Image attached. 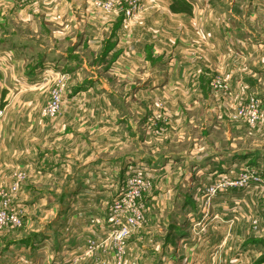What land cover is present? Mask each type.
<instances>
[{
  "label": "crops",
  "instance_id": "1",
  "mask_svg": "<svg viewBox=\"0 0 264 264\" xmlns=\"http://www.w3.org/2000/svg\"><path fill=\"white\" fill-rule=\"evenodd\" d=\"M91 1L0 0V184L11 182L16 170L24 172L16 206L24 213L21 230L30 235L23 243L15 237L20 236L16 231L2 232L0 264H114L110 250L82 253L88 238L108 228L101 224L104 216L96 217L101 226L90 223L101 211L92 198L108 196L122 165L137 163L158 167L153 172L157 175L155 188L145 196L146 203L158 214L172 213L174 217L156 221L155 226L146 222L135 230L126 242L122 264H131L137 245L138 255L133 256L139 263L174 264V257H165L184 230L178 214L189 209L185 199H191L194 176L212 171L208 155L196 152L201 140L208 145L211 110L196 123L190 109L199 100L217 103L209 93L193 90L180 95V85L202 84L204 72L200 70L197 81L179 78V49H185L183 53L199 50L201 42L205 54L214 48L224 55L218 62L231 75L232 85L245 86L252 77L264 82V0H220L226 10L238 6V13H213L210 0H139L138 23L122 14L105 16L93 9ZM149 7L156 8V13L142 15L141 9L147 13ZM161 11H165L163 17ZM227 16L238 21V29L219 28L215 23ZM154 17L158 18L156 26L145 28L143 22L147 26ZM182 17L188 20L186 30L179 27ZM132 23L141 25L139 33L132 31ZM230 48L235 55L225 56ZM132 53L144 63L132 64ZM205 59L209 61L205 67L216 65ZM147 63H153L160 76L140 77L144 89L117 94L115 85L124 81V89L130 86V70ZM57 78L65 80L68 103L55 120L46 122L40 117L35 93L42 82ZM149 86L155 89L149 90ZM253 93L257 91L246 97L258 99ZM136 99L138 106H133ZM117 100L126 104L124 111ZM153 101L158 106L151 107ZM184 101L193 108L184 106ZM260 102L263 117L253 130L257 136L264 133V99ZM243 136L232 139L241 142ZM148 149L151 154L147 156ZM218 153L217 165L225 164L226 156ZM238 153L240 161L254 162L258 157L243 149ZM180 163L186 164V171L176 168ZM68 194L91 198L90 203L77 201L73 207L51 200L63 201ZM63 234L69 236L64 242ZM152 237L154 241L142 242ZM217 245L220 253V242Z\"/></svg>",
  "mask_w": 264,
  "mask_h": 264
},
{
  "label": "rangeland",
  "instance_id": "2",
  "mask_svg": "<svg viewBox=\"0 0 264 264\" xmlns=\"http://www.w3.org/2000/svg\"><path fill=\"white\" fill-rule=\"evenodd\" d=\"M97 1L101 3L110 2L111 10H104L103 7L96 4ZM91 2V6L93 7V9L103 13L105 16L122 14L125 19L131 20L133 22L137 21L136 19L138 18V14L140 11L139 0H92ZM210 4V11L213 13H220L225 11L227 13H238V6H228L226 10V6L223 4V1L220 0H210ZM160 6L161 5H159V7ZM130 7L135 8L134 10L136 11L133 14L134 16L128 17L125 11ZM141 10L142 15H153L156 13H154L156 8L149 7L147 9V13H145L144 8H142ZM164 12H160V14H162V17L164 16ZM149 17L150 16L145 17V19ZM157 19V17L152 18V21H148L147 26L146 23L143 22L144 27H149L150 30H152V28H154L157 24ZM178 22L180 24V30H186L185 28L188 20L182 17ZM136 23H138V21ZM136 23H134L135 25L132 23L135 27L134 29H132V31H136V33H139L138 28H141V25L138 26V24ZM212 23L213 22H211V24ZM215 23L219 24V28L230 27L233 29H238V21H231L229 20L228 16L225 21H215ZM199 25V22H197L196 29L199 27ZM213 26H215L214 23ZM144 30H146V32H150V30ZM262 35H264V33H262ZM198 45L199 50L194 49L193 51H191V49H187L191 46H184V48L187 49V53H183L185 49H179L178 75L179 78H182L183 76L188 78L189 80L197 81L196 76H198V74H201L200 70H202L204 72L202 75L204 80L202 84L198 85H180L178 90L180 95H185L188 92H192L194 90L193 92L201 93L203 95H207V93H209L211 96L213 95L217 98V103L212 101L210 105L206 104L205 101L199 100L194 104V108L188 101H184L182 103L184 106L193 108L190 110L194 112L193 114L195 116L196 123L202 122L203 114H206L207 110H211V116L209 117L210 119L207 118L211 123V134L209 138H207V136L205 135V138L208 139V142H205V144L208 145H204L201 140L199 144L202 148H196V150H198L196 152L201 153V155L204 152L208 155L206 159L211 162L209 170L212 171L207 173H200L201 175L199 177L197 175L194 176L195 179L194 181H192V195H190L191 199L188 200L187 197L185 199L186 205L189 204V209L178 214V217L182 223L181 225L184 228L183 233L178 238L177 236L175 237V240H178V243L172 245L170 249H167V256L165 258H169L168 256L174 257V264H264V133L259 132L257 136L253 131L257 128V125L259 124L258 122L261 120V117H263V109L261 105L262 102L260 101L264 99V82H257V80L252 77L251 80L249 79V81L246 82L247 85L245 86L239 84L232 85L231 75H229L228 71H226L222 66V62H218L219 56L222 60L224 55H222V53L216 52L214 48L210 47V51L212 53H206L208 56L207 57L206 54L202 51L204 49L203 44L199 42ZM226 54H228L229 56H234L235 51L230 48L227 50V53H225V56ZM205 58L212 59L213 63H216V65H210L212 69H210L209 67H205L204 64L209 63V61H207ZM129 60L132 61V64H137V62L144 63L142 60H139L137 58L136 53L130 54ZM154 67L155 66L153 65V63H147L146 66L142 65L137 69L130 70L128 76L129 80L131 81V85H127L124 89V85L122 84V82L124 81H119V83L115 85L117 94L121 95L124 92H137L139 91L138 89H144L146 86L142 84V80L140 79V77L153 79L154 75L160 76V71L155 70ZM204 68H207V71ZM49 72V75L52 74V71ZM262 73L264 75V72ZM36 80H38V78ZM198 81L200 80L198 79ZM42 84L43 82L40 84V87L36 89V103H38L40 106V117L46 122H49L50 120H55L65 104L68 103L66 102V97L68 95L66 94L67 85L65 84L64 78H57L55 81H47L44 83L45 85L43 84L44 86ZM54 88L60 89V106L58 112L55 115H50L46 110L51 103L50 100L52 97V90ZM151 88L155 89L153 86H149V90ZM252 91H257V93L253 94L255 96H257L258 94L257 98L261 99L258 100L256 98H253V106L252 102H250L252 98L246 97ZM155 103L158 106L159 103L156 101L149 102V105L151 107H154ZM116 104L119 105L121 111H124V109H126V104L123 103L122 100H117ZM132 105L138 106L137 99L132 103ZM242 108L244 112H246L245 115L240 113ZM253 111L255 112L256 116H258L255 124L251 123L248 120L250 113ZM213 126L216 128H213ZM228 130L231 131L228 132ZM241 134H244L241 142H239L238 139H232L233 136L236 137ZM254 139H257L256 145H253L255 143ZM182 145L186 144L183 143ZM181 149L182 148H179L178 151H181ZM239 149H243L247 152H253L258 157L254 162L245 161V159L243 161H240L238 160L240 157V153H238ZM218 152H221L222 155L226 156L225 164L217 165L218 160H220L219 157H217L219 154ZM184 153L185 149L182 150V153L179 154ZM149 154H151V150L148 149L146 155L148 156ZM215 157H217V160L215 159ZM122 167L119 171L120 173L116 175L119 178H115L116 180L114 182L111 193L108 196L100 194V196L92 198V203L99 205V211L101 210L95 217L100 218L102 216H106L107 206H109L119 194L122 182L127 176L126 170L129 169V167H138L140 169L141 167H145L149 170H152L153 172H156V170H158L156 169L158 167H154L146 163H137L136 165L128 164L127 166L122 165ZM125 167L127 169H125ZM176 168L179 171H186L187 167L186 164L180 163L176 165ZM214 168H217V170H213ZM19 172L24 174L23 171L16 170L13 173V178L15 177V173ZM154 174H151L150 190L147 191L142 197L145 207L146 221L138 228V230L142 226H144L146 222L150 224L152 223L155 226L154 223L156 221L167 222V220H170L174 217V214L172 213H166L165 216L163 214H158L157 212H155V209H153L151 204L149 205L146 203L147 200H145V196L147 194H150L153 188H155L154 181L157 175L155 176ZM23 183L24 181L21 180L19 182V189L16 195L14 194L11 199L8 198L9 200H11V202L8 204L12 207H15L18 211L21 225L8 229L4 232L15 234L16 231L20 234V236L15 235V237H17L19 240L18 242L27 243L30 235H27L26 233L23 234V231L21 230L24 224V213L22 212L23 210L16 206V200L19 198L18 195L20 192V187ZM0 186L6 187L7 184L1 183ZM90 199L91 198L87 197L78 199L75 196H71L70 194H68V197L64 198L63 201H60V198H52L51 200L53 203H60L65 205L67 204L68 206L74 207V205L77 204V201L83 204H87L90 203ZM65 226L66 225H64L63 228H65ZM99 226L101 225L99 224ZM165 226L167 227L168 224H166ZM1 233L2 232H0V234ZM105 235L106 233L104 232L102 234H95L93 238H88L87 242L90 240L97 241L99 243V249L97 248V252L104 253L107 250L111 251V244L109 241L107 243ZM131 235L124 240L125 243L129 240ZM160 236L161 235L158 234L157 238H159ZM64 239H69V236L64 235L61 239L62 242H64ZM131 239L133 240V237ZM154 239V237L146 238L143 239L142 242L146 244L154 241ZM101 242H103V247L101 245ZM219 242L221 244L220 247H222L220 253H218L217 250L219 246H215ZM198 243H200V245ZM64 245L66 247L65 243ZM65 247L62 244L61 251L62 248ZM139 249L140 246L137 245L132 251V259L130 261L131 264H141L138 262L137 258H134L133 256L138 255ZM154 262L155 263L153 264H157V261Z\"/></svg>",
  "mask_w": 264,
  "mask_h": 264
},
{
  "label": "built area",
  "instance_id": "3",
  "mask_svg": "<svg viewBox=\"0 0 264 264\" xmlns=\"http://www.w3.org/2000/svg\"><path fill=\"white\" fill-rule=\"evenodd\" d=\"M97 5L104 8L106 11L111 10L109 3L96 2ZM135 8L126 9L125 13L128 17L134 16ZM59 95L60 89L54 88L52 90L51 103L47 107V113L55 115L59 110ZM253 98L252 102L253 106ZM240 113L244 114L243 108ZM250 113V112H249ZM258 116L255 112H251L248 120L251 123H256ZM142 169V170H141ZM136 168L129 167L127 169L126 177L122 182L119 194L113 200V202L107 206V213L104 219L102 218L101 224L108 226L105 229L106 240L111 244L112 258L114 264H122L125 254V239L128 238L135 230H137L145 221V207L143 204V195L150 190L151 187V174L152 170L148 168ZM23 173H15V177L6 187L0 186V232H4L8 229L21 225V220L18 215V211L15 207H12L8 203L11 202V197L16 195L18 191V185L21 180H24ZM9 198V199H8ZM13 201V200H12ZM91 224H100V221L96 217L90 218ZM103 242H101L102 245ZM99 243L95 240H90L86 243L83 250L84 255H90L98 248Z\"/></svg>",
  "mask_w": 264,
  "mask_h": 264
}]
</instances>
